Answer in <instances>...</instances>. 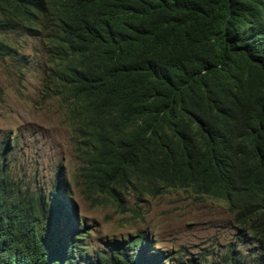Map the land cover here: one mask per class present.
Wrapping results in <instances>:
<instances>
[{"label": "trees", "instance_id": "trees-1", "mask_svg": "<svg viewBox=\"0 0 264 264\" xmlns=\"http://www.w3.org/2000/svg\"><path fill=\"white\" fill-rule=\"evenodd\" d=\"M20 36L43 44V90L65 112L93 203L223 198L264 264V0H0V59ZM4 144L0 264H164L140 235L91 253L61 169L40 188Z\"/></svg>", "mask_w": 264, "mask_h": 264}, {"label": "rangeland", "instance_id": "rangeland-1", "mask_svg": "<svg viewBox=\"0 0 264 264\" xmlns=\"http://www.w3.org/2000/svg\"><path fill=\"white\" fill-rule=\"evenodd\" d=\"M1 59L0 152L9 140L6 161L10 160L24 180L37 178V185L43 189L56 182L61 169L65 196L76 207L80 230L86 234L82 243L91 253L140 235L147 237V253H164V264H237L226 257L228 251L253 264V244L245 238L249 235L234 221L222 198L171 189L141 199L127 195L123 207L107 200L93 203L77 184L80 160L71 149L65 112L57 99L43 90L47 65L42 42L20 36L14 51Z\"/></svg>", "mask_w": 264, "mask_h": 264}, {"label": "clouds", "instance_id": "clouds-1", "mask_svg": "<svg viewBox=\"0 0 264 264\" xmlns=\"http://www.w3.org/2000/svg\"><path fill=\"white\" fill-rule=\"evenodd\" d=\"M223 199V198H222ZM228 252H231V251H228ZM227 253V252H226ZM226 253H225V255H226ZM228 259H230V258H228ZM230 260H232V259H230Z\"/></svg>", "mask_w": 264, "mask_h": 264}]
</instances>
